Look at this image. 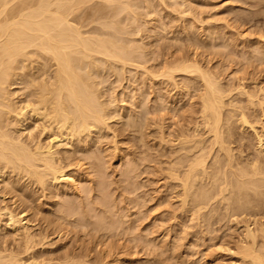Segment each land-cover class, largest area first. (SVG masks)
Listing matches in <instances>:
<instances>
[{"label": "bare ground", "instance_id": "6f19581e", "mask_svg": "<svg viewBox=\"0 0 264 264\" xmlns=\"http://www.w3.org/2000/svg\"><path fill=\"white\" fill-rule=\"evenodd\" d=\"M159 1L167 3L166 0ZM182 1L183 4H187V0ZM153 2L154 0H0V264H154L150 258L143 260L142 257L137 256V252H140L137 249L140 247V250L146 252L149 248L151 255V251L161 246H155V243L153 245L155 236L151 237L152 242L146 239L148 235L143 234L145 227L136 234L141 221L136 227L138 224L136 222L139 221L136 220L135 225V218H132V215L136 212L135 216H139L138 209L131 212V216L127 211L129 210L127 204H131V208L132 203L139 205L141 202V198L138 202V196L137 198L135 195L131 196L135 190L142 189L140 184H133L134 181L137 182L136 180H128L130 176L133 177L135 169L136 173L138 172L136 165L140 163L131 159L130 154L128 159L130 151L127 153L126 147L125 152L122 147L121 153L116 139H114L116 145L113 144V147L108 148L106 143L108 149L104 151L106 153L111 149L112 151L117 149L121 153L119 162L123 161V166L117 165L118 163L114 165L116 169L118 166L121 167V170L118 168L120 175L117 176H122L124 182L123 179L116 180L115 175L112 177L113 172L112 178L108 176V167L104 162L102 163L106 154H103V159L101 153L104 151L103 147H100L102 145L100 139L103 141V138H107L105 131L113 129V123L111 126L109 120L117 115L118 118L125 119L124 121L118 119L122 121L124 131L130 127L131 129L138 127L139 130L141 127L142 130L146 122L147 125L150 124V128L152 125L153 128L154 126L157 128V136L154 140L157 138L158 145H162L164 151L158 155L162 157L161 160L158 159V164L159 160L162 163L161 168L160 165L156 167L163 171L161 176L165 179L164 186H168V190L165 189L168 195L165 194V200L163 199L165 203L162 201V204L167 205L172 196L178 198L180 203L178 210L184 214L187 212L191 218L196 217L195 227L198 231L201 230L200 234L204 231L207 233L209 226L212 229L211 225L215 222L219 221L220 224V221L226 220L227 225V222L229 224L236 219L235 226L242 228V232L238 236L236 233L238 240L234 244L236 245L234 252L230 247L225 250L240 256V264H264V123H262L264 84L255 80L256 78L252 84L246 83L247 76L244 78L241 74L240 77L239 73L238 76L235 75L241 70L236 66L237 70H232L235 79L225 80L229 74L225 76L224 72H220L221 67H219V60H222L224 55L222 50L224 45L215 43L216 35L219 36V33L210 28H208L209 34L207 33L209 37L206 35L208 43L206 40L207 44H204L208 46L205 54L204 50L202 53L196 50L184 52V49L180 50L179 47L181 53L175 51L176 49H170L169 53L165 51L160 55L161 60L156 61L158 65L154 64V57L149 55L145 42L138 43L139 41L135 39L143 30L141 26L152 27L153 24L149 22L155 19L153 17L149 22H142L143 15L138 12L139 9L145 10L146 16L149 17L152 13L161 10ZM173 3L178 5L173 9L174 11L180 15L186 13L192 16L194 6L180 10L183 4L181 5L179 1L180 6L177 0H173ZM188 3L191 5L190 2ZM192 21L189 28L193 30L195 25ZM154 26L153 33L163 38L164 25L162 28L160 25L157 28ZM189 37L187 36V39ZM249 40L251 46V39ZM243 41L245 48L247 39ZM260 43L252 44L250 48L253 47V51L251 49V52H248L249 57L245 52L242 54L239 51L241 57L245 53L247 56L244 57L248 63L257 62L258 65L264 63V46ZM235 45L234 43L233 47ZM240 45L242 42L239 43ZM228 57L233 56L229 54ZM216 58L219 64H216ZM230 67L233 66L228 68ZM140 71L146 79L145 88L146 86L147 88L144 89L143 84L139 90L132 87L133 90L136 89V93L129 92L130 96L131 94L134 96L130 97L131 103L130 101L127 103L128 100L126 102L129 93L127 96V93L121 94L119 90L118 96L120 94V97L124 98L117 100L116 88H121L120 84L124 82L121 77L122 79L131 77L129 82L131 84L134 79L140 80ZM108 72H111L109 75L116 76L115 81L120 80V84L113 88L115 93L111 84L110 89L108 88L109 93L103 90L104 84H107L111 78ZM127 73H130V76L127 77ZM235 80L237 81L234 82ZM115 81L110 82L115 83ZM17 83L23 85L22 99H17L15 90L10 88ZM121 85L124 88L122 90L125 91L123 83ZM174 89L172 93L171 90ZM191 89L196 93L193 94L194 97L191 96L194 93V91L191 93ZM183 90L184 95L181 94ZM147 91L150 92V96H147ZM185 96L187 101L190 99L189 102L192 98L196 99L194 103L192 100L195 107L189 112L192 113L188 115L189 118L183 120L184 124L175 127L177 128L175 131L166 124L171 122L172 118L177 120L180 112L182 115L188 114L185 108L187 105ZM181 97L184 98V102L181 101ZM122 100H125L124 104H128V107L122 104L124 108H120L119 103ZM149 102L155 105L151 106L153 110L148 108ZM179 102L180 104L182 102L181 106L184 105L183 103L186 104L184 112L181 111ZM129 104L132 105V111L129 114L127 112L126 115L124 110L131 109ZM169 104L174 106L171 108V105L166 112ZM177 104L180 106V112L176 117V112L179 110ZM191 104L187 105V108L190 109ZM133 105L136 108L133 109ZM118 107L123 108L124 113L120 112ZM159 107L167 113L164 116L168 117V121L161 117L163 121L156 122L155 117ZM161 110L158 116L164 114ZM150 114L154 115L151 117L153 121L150 119ZM148 115L152 121L150 123ZM176 123L177 121L173 124L171 122V126H175ZM179 123H182L181 118ZM147 125L145 128L149 127ZM248 131L252 132L256 142L252 151L251 140L254 139L247 137L245 133ZM112 132H116V125ZM151 133L148 137L152 135ZM141 139L143 140V136ZM94 145H98V151ZM60 146L65 148L60 149ZM154 148L156 152L158 149L156 144ZM113 154L117 156L116 153ZM155 154L157 157V153ZM155 154L153 152V155ZM149 157L151 159V156ZM113 158L115 157H111ZM139 159L142 162L144 160L142 156ZM150 159L149 161H152ZM109 162L111 164V161ZM110 164L109 167L113 166ZM113 171L116 173L115 168ZM117 191L120 198L114 193ZM141 203L143 205V202ZM166 205L165 208L168 210ZM141 210L138 211L140 215ZM174 211L176 213L177 210ZM176 217L174 214V219ZM240 217H244L243 224L239 221ZM184 218L188 219L187 215ZM180 221L178 220V226L175 227H179L180 223L186 227L184 224L186 221L184 223ZM198 221L199 226H197ZM187 225L189 226L188 223ZM181 227L178 229L180 230ZM186 228L180 231L183 232L185 229L187 232ZM173 232L177 238L178 231L173 230ZM70 233L74 236L71 242L76 238V244L74 241L71 248H67L65 242L61 248L53 246L56 243L53 237L61 240ZM130 234H133L132 238ZM123 236H127L128 242L122 245ZM136 236H139L137 238H140V242L138 243L136 239L137 244L132 245L133 251L123 250L125 246L131 247L129 242ZM165 237L169 238L167 235ZM179 240L175 239L183 243L182 239ZM160 243L162 245V242ZM172 244L174 247V243ZM190 244L192 243H188L189 247ZM165 245L164 247H168L169 243ZM170 246L168 251H171ZM62 248L63 250H60ZM135 248L137 249L134 250ZM161 248V253L166 256L164 252L167 254V251L163 252ZM176 248L177 246L174 248L175 251L172 249V255L174 253L176 255ZM178 249L180 250L179 247ZM196 252L194 256L197 258ZM188 254L193 256L192 252L188 251ZM168 255L159 259L156 254L157 261L160 264H185V262L187 264L186 260L183 261L184 258L179 259V255L172 257ZM206 255L210 254L206 253ZM156 257L152 258L155 259V264ZM170 259L173 260L172 263L169 262Z\"/></svg>", "mask_w": 264, "mask_h": 264}, {"label": "rangeland", "instance_id": "374dc122", "mask_svg": "<svg viewBox=\"0 0 264 264\" xmlns=\"http://www.w3.org/2000/svg\"><path fill=\"white\" fill-rule=\"evenodd\" d=\"M158 1V2H157ZM178 1V4L180 5V3H181V1L182 0H177ZM179 1H180V3H179ZM154 2H155V4H157V6H158V8L159 9H161L160 11H158V13L157 12H154V13H152V15H150V17L149 16H146V12H145V10H141V9H139V11L138 12H140V14H141V16L143 17V19L141 20L142 22H144V21H146V22H149V20H151V18H155V19H153L152 21H150L149 22V24L150 23H152L153 25H152V27L154 26V27H158L159 25H160V28H162V26H163V28L165 29H163V34H164V37L163 38H161V35H158V36H156V34H154L153 32V30H152V27H151V25H143V26H141L142 27V31L140 32V34L138 35V36H136V40L137 41H139L138 43H140V42H142V43H144L145 42V44L144 45H146V49H147V51H148V53H150L149 55L151 56V57H154V59H153V63L155 64H157V60H158V62L161 60V57L162 56H160L161 55V53L163 54V53H165V51H166V53H169V50L171 49V50H174V49H176L175 51H178L179 53H181L180 51H179V49L180 50H183L184 52L186 51V52H188V51H190V52H193L192 50H196L197 52L198 51H201L200 53H202L203 52V50H204V54H205V52H206V49H207V47L208 46H205L204 44H207L208 43V39H206L207 38V36L209 37V35H207V33H208V28H210L211 30H215L216 32H217V34L219 35V36H217L216 35V38H215V43H217V44H219V45H221V46H223L222 47V50H223V54L224 55H222V60H223V62H222V60H219L220 61V64H219V61H218V58H216L215 60L218 62H216V64H219L220 66L219 67H221L220 68V72H224L223 74L225 75V76H227L228 74L230 75V73H231V75H230V77H229V75L227 76V77H225V80H227V81H233V78L235 79V76H232L233 74H232V70H234L235 69V66H236V68H241V70H242V72H241V70H240V72H236L237 74H235V75H237L238 76V73L240 74L239 76L241 77V74H242V77H244V78H246V76H247V78L248 79H246V83H248V84H250V82H251V84H252V82H253V80L255 79V80H257L258 82L260 81L262 84H264V63H261V64H257V62L254 64V62L252 63V62H250V63H252V64H250V63H248L247 61H246V56L247 55H245V53L246 54H248V56L247 57H249V53L248 52H251V49L253 48H250L251 46H252V44L255 42V44H257V43H260V41H261V43H260V45L262 46V44H263V46H264V0H187V4H183V1H182V3H181V5L183 4V6H181L180 7V10H182V9H184V8H187V6H191V7H193L194 6V8H193V11H195L194 13H193V11H192V16H190V15H188V14H182V15H180V13H178V12H176V11H174L173 9L175 8V7H177L176 5H175V3H173V0H166L165 2H167V3H161V1H159V0H154ZM154 2H153V4H154ZM188 2H190L191 3V5L188 3ZM259 4H258V3ZM160 3H161V5H160ZM173 3V4H172ZM194 3V4H193ZM154 4V5H155ZM201 5V6H200ZM167 6V7H166ZM186 6V7H185ZM164 7V8H163ZM143 12H145V14L143 13ZM187 12H188V9H187ZM189 12H191V10H190V8H189ZM195 14V15H194ZM198 14H200V15H198ZM154 15V16H153ZM184 17V20H182V18ZM198 17V18H197ZM206 19V20H205ZM148 20V21H147ZM193 20V21H192ZM199 20V21H198ZM189 21V22H188ZM191 21H192V23L195 25V27H194V29L192 30V28H189V26H190V24H191ZM201 21H202V23H201ZM196 24H195V23ZM155 23V24H154ZM163 23V24H162ZM187 25V26H185V24ZM188 23H189V25H188ZM148 24V23H147ZM230 24H231V26H230ZM208 25V26H207ZM211 25V26H210ZM228 25V26H227ZM151 28H150V27ZM185 26V27H184ZM230 26V27H229ZM198 27H199V29H198ZM200 27H201V29H200ZM147 28V29H146ZM186 28H187V31H186ZM197 28V29H196ZM189 29H191V30H189ZM146 30V31H145ZM167 30V31H166ZM188 30H189V33L187 34V32H188ZM202 30V31H201ZM202 33V34H201ZM204 33V34H203ZM220 33H222V34H220ZM240 33V34H239ZM209 34V33H208ZM166 35V36H165ZM192 35V36H191ZM207 35V36H206ZM222 35V37H220ZM226 35V36H225ZM240 35H242V36H240ZM260 35H261V37H260ZM152 36V37H151ZM160 36V37H159ZM172 36H174V37H172ZM177 36V37H176ZM187 36H190L189 37V39H187ZM223 36H224V38H223ZM250 36V37H249ZM258 36L260 37V38H258ZM263 36V37H262ZM176 37V38H175ZM217 37H219V39L217 40ZM247 37V38H246ZM172 38L174 39V40H172ZM178 38V39H177ZM157 39H159V40H157ZM176 39V40H175ZM192 39V41H189V40H191ZM233 39H235L236 40V42H235V40H233ZM247 39V41H246V43H247V51H246V47L244 48L243 47V44H244V41L243 40H246ZM249 39H251V46H250V40ZM253 39H255V40H253ZM256 39H259V41H256ZM141 40V41H140ZM207 40V43H205V41ZM226 40V41H225ZM229 40V41H228ZM231 40H233V41H231ZM253 40V41H252ZM156 41V42H155ZM199 41V42H198ZM173 42V43H172ZM189 42L191 43V44H189ZM222 42H224V43H222ZM236 44L235 46H239V43L241 44V42H242V45H240L238 48L236 47V49H235V46L233 47V44L234 43ZM263 42V43H262ZM183 43V44H182ZM200 43H201V45H200ZM226 43H227V45H226ZM231 43V44H230ZM238 43V44H237ZM249 43V44H248ZM186 44V45H185ZM189 44V45H188ZM198 44V45H197ZM223 44V45H222ZM143 45V46H144ZM156 45L158 46L157 48H156ZM193 46V48H192V46ZM203 45V47H201ZM228 45L229 46H231V47H233V48H231V47H228ZM246 45V44H245ZM244 45V46H245ZM254 45V44H253ZM177 46V47H176ZM189 46H191V47H189ZM197 46H198V48H197ZM206 48H205V47ZM170 47V48H169ZM171 47H173V49L171 48ZM180 47V48H179ZM188 47V48H187ZM226 47V48H225ZM148 48H150V49H148ZM169 48V49H168ZM179 48V49H178ZM187 48V49H186ZM224 48H225V50H226V52H225V50H224ZM242 48H243V50H242ZM221 49V48H220ZM232 49V50H231ZM239 49V50H238ZM242 50V52H241V50ZM245 49V50H244ZM167 50H168V52H167ZM170 50V51H171ZM239 51H240V53H242L243 54V52H245L244 53V55H243V57H241L242 56V54L240 55V53H239ZM252 51H253V49H252ZM234 52H236V54L234 53ZM237 52H238V54H237ZM154 55H153V54ZM178 53V54H179ZM228 53V54H227ZM175 54H176V52H175ZM227 54V55H226ZM229 54H230V56L232 55L233 57H231L232 58V60H231V58L230 57H228L229 56ZM160 56V58H159V56ZM237 56V57H236ZM245 56V57H244ZM155 57H156V60H155ZM236 57V58H235ZM228 59H230V60H228ZM233 59H235V61H233ZM237 59V60H236ZM238 59H239V62H238ZM243 59V60H242ZM155 61V62H154ZM229 61H233L232 62V64H230L229 63ZM235 62V63H234ZM236 62H237V64H236ZM243 62V63H242ZM229 63V64H228ZM240 63V64H239ZM243 64V65H242ZM247 64V65H246ZM158 65V64H157ZM222 65V66H221ZM226 65V66H225ZM233 66V67H230V68H228L229 66ZM246 66L245 68L244 67H242V66ZM256 65L258 66V67H256ZM156 66V65H155ZM238 66V67H237ZM241 66V67H240ZM253 66V67H252ZM247 69V70H246ZM255 69H257V70H255ZM259 69V70H258ZM237 69H235L234 71H236ZM141 71H143L144 72V70H141ZM141 71H140V75H139V79L140 80H135L134 79V81H133V83L131 82V84L129 83L130 81H131V77L129 78V79H122V77H121V80L122 81H124V82H121V84L123 83V86H125V91L124 90H122V85L120 84V80H119V82H117V81H115L116 80V76L115 75H109V73L111 74V72H108V75H109V78H110V76H111V78H110V80H108L107 81V84H104V87H103V90L105 91V92H107V93H109L108 92V88L110 89V84H111V87H112V89L114 88V87H116V85L118 86L119 84H120V86H121V88H119L118 87V89L116 88V95L115 96H117V100H118V98H119V100H120V98L122 97V99L124 98L123 96H121L120 97V94H119V96H118V94H117V92H119V90H120V93L122 94V92H124L127 96H128V93L129 92H131L132 93V91H133V94H134V92L136 93V89L135 90H133L132 89V87L133 88H137L138 90H139V88L141 87V84H143L144 85V87H143V85H142V87L144 88V89H146L147 88V86H146V88H145V85H146V79H145V77L144 76H142L141 75ZM225 71H226V73H225ZM228 71V72H227ZM244 71V72H243ZM142 72V73H143ZM246 72V73H245ZM247 72H248V74H247ZM250 72V73H249ZM107 73V72H106ZM106 73H105V75H106ZM258 73V74H257ZM251 74V75H250ZM107 75V76H108ZM128 75L130 76V73L128 74L127 73V77H128ZM245 75V76H244ZM249 75H250V77H249ZM232 76V77H231ZM137 77V76H136ZM263 79H262V78ZM142 78H143V80H144V82H143V80H142ZM230 78V79H229ZM178 79L180 80V82H181V79H180V77H178ZM261 79V80H260ZM127 80V81H126ZM112 81H115V83L113 84V83H111ZM136 81H138V82H136ZM237 80H235L234 82H236ZM117 82V83H116ZM106 83V82H105ZM183 83V82H182ZM181 83V84H182ZM233 83V82H232ZM125 84V85H124ZM113 85V86H112ZM131 85V86H130ZM105 86H106V88H105ZM108 86V87H107ZM127 86H130V88L128 87L127 88ZM12 90H15V96H16V98L17 99H22L23 97H24V89H23V85L22 84H14V85H12L11 87H10ZM22 88V89H21ZM126 88H127V90L128 89H131V91L130 90H126ZM173 87H171V89H172ZM115 89V88H114ZM113 89V90H114ZM124 89V88H123ZM157 89V88H156ZM18 90L20 91V92H18ZM110 91V90H109ZM173 91H175V89L174 90H171V92L173 93ZM191 91V93H192V91H194L193 89H191L190 90ZM16 92L18 93V94H16ZM111 92V91H110ZM170 92V96H171V93ZM23 93V94H22ZM114 93H115V90H114ZM190 93V94H191ZM133 94H131V96H130V93H129V96H128V98H127V96L125 95V97L127 98L126 99V102H127V100H128V102L127 103H129V101H130V103H131V98L132 97H134L133 96ZM150 94V92L149 91H147V96ZM181 94H183L184 95V90H183V92L181 93ZM193 94L195 95L196 93H195V91H194V93H192L191 94V96H193ZM150 96V95H149ZM164 96L166 97V95L164 94ZM131 97V98H130ZM194 97V96H193ZM134 99V98H133ZM184 98H182L181 97V101L183 100ZM185 103H187V105H190L191 103H192V100H193V103L194 102H196V99L194 98H192V100L189 102V100L187 101V98H186V96H185ZM153 102H154V99L152 100ZM151 101V102H152ZM179 101H180V98H179ZM117 102H120V101H117ZM122 102V103H121ZM120 103H119V105H120V108L121 107H123V105L122 104H124L125 103V100H122ZM182 102H184V100L182 101ZM182 102H181V104H182ZM190 104H189V103ZM185 103H183L184 105H186ZM191 104L192 106L190 107V109L189 108H187V105H186V109H187V111H188V114H186L187 116H185V114L183 113V115H182V112H180V106H181V104H180V102H179V104H180V106L177 104V107H178V111L176 112V114L177 115H175L176 117L179 115V112H180V116L179 117H177V120H176V118H172V119H170V121L172 122V124H173V122H175V121H177V123H179L180 122V118H181V121H182V123H179V125L176 123V125L175 126H171V122H167L168 121V117L167 116H164L165 115V113L166 112H168V110L170 109V106L172 105V104H169V105H167V108H166V112L164 113V110H161L162 108L161 107H159V111H158V113L160 114V110L161 111H163V113L164 114H162L161 113V115L160 116H158V113H156V115H157V117H155V119H156V122L157 123H159V121L161 122V121H163V120H167L166 122H167V124L166 125H168V126H170L171 128H172V130H177V128L179 127V126H181V124H184L183 122L185 121V119H188L189 117H188V115L190 114L189 112H191L193 109H194V104ZM117 104V103H116ZM156 104V103H155ZM118 104H117V106H119ZM127 105V106H126ZM124 104V107H128V104ZM149 109L151 108V106L153 105V107L155 106L153 103L151 104L150 102H149ZM184 105H182L181 106V111H185V110H183L184 109ZM129 106L131 107V109L130 110H127L126 108V110H124L125 111V114L127 115V112H128V114H129V112L130 111H132V105H130L129 104ZM174 106V104L171 106V108ZM123 107V108H124ZM134 105H133V109H134ZM123 108L122 109H119V107L117 108V109H119V111L120 112H122V113H124L123 112ZM136 108V107H135ZM152 110H153V108H151ZM189 109V110H188ZM186 111V112H187ZM261 110H259V112H260ZM167 114V113H166ZM192 114V113H191ZM190 114V115H191ZM164 117H163V116ZM181 115H182V117H181ZM154 116V115H153ZM151 114H150V119L152 120V118L151 117H153ZM183 116H184V118H183ZM159 117V120L157 121V118ZM161 117L163 118V120L161 119ZM166 117V118H165ZM188 117V118H187ZM115 118H117V121H115ZM183 118V119H182ZM114 119V120H113ZM113 119H111V120H109V124L112 126V123H113V129H111V130H106L105 131V136H107V138H103V141H101V139H100V144H102L100 147L102 148L103 147V151H104V149L106 150V148H107V145H108V148H111V146L113 147V144L114 145H116V142H117V145H118V147L120 146V148L118 149V150H120L121 149V153L123 152L122 151V149L124 148V152H125V150H126V148H127V150H126V152L128 153L129 151V153H128V159H130V156H131V159H133L135 162H139L140 164L137 166L136 165V167H137V173L139 174H137L136 173V169H135V173L137 174V176L135 175V173H134V175H135V177H134V175H133V173H132V175H133V177L132 176H130L129 178H128V180L130 181H134V180H136L137 182H135L134 181V183L133 184H140V187L142 188V189H137V190H135L134 191V194H133V192L131 193L132 195L131 196H134L135 195V197L137 198V196H138V202H140L139 200H140V198H141V202H143V205H142V203L140 202V204L139 205H137V204H133L132 203V206H131V208H130V205L131 204H127V206H129L128 207V209L129 210H127V211H129L130 212V214H129V212L127 213V214H129L130 216L132 215L131 214V212L133 213V212H135V211H137V209H138V211L140 212V210L142 209V208H144V209H142L141 211H142V213H141V215L139 214V212L137 211V215H139V216H135L136 215V212H135V214H133L132 215V218H135V220H134V224H135V222H136V220H138L139 222H136V223H138L137 224V226L136 227H138V225H140L141 224V226H140V228L138 227V230H137V228H135L137 231H136V234H137V232H139L140 231V229H141V231H142V229L145 227L146 228V226H148L146 229L144 228V231H145V233H144V231H143V234L144 235H148L147 236V240H151L152 238L151 237H153V236H155V237H153V238H155L154 240L156 241H153L152 242V240H151V242L153 243V245H154V243H155V246H157V245H159V246H161V247H163L164 249H162L161 247V249H162V251L164 252V250L165 251H167V254H166V252H164V254L166 255V256H164L163 255V253H161V251H160V248H156V247H154V248H156V249H154L155 251L157 250V249H159V251L157 250L156 251V253H155V251H154V253H153V251H151L152 252V254L151 255H149L150 254V252H149V246L148 247H146V248H148V251L146 250V252H144L143 250H140L141 248L140 247H138V249L137 248H135L134 250H136L137 249V251L139 250L140 252H137V251H135V252H137L138 253V255L137 256H140V257H142L143 258V260H145V259H147V260H150L151 259V261L152 262H154V264H155V259L153 260L152 258H153V256L154 257H156V254H157V257L159 256V259H163V258H165V257H167V255L169 254V255H171V257L172 256H174L175 255V253L172 255L171 254V251H172V249H174L175 248V246H177V248H176V255L175 256H177V255H179L180 256V260L182 259V258H184L183 259V261L185 262V260L187 261V264H218L219 262H220V264H240V262H241V260H239V257L240 256H238L237 254L235 255V253H233L234 252V249H235V246H234V244L235 243H237L236 241L238 240V234H240L241 232H242V228L240 229V228H237L235 225L237 224V221H236V219H233L232 221H230L229 222V224H228V222H227V225H228V227H227V225H226V220H225V222L224 221H220V224H219V221L218 222H215V224H213V225H215V226H213V225H211L212 226V229H210V226H209V229L207 230V233L204 231L203 233H205V234H203V233H201L200 234V232H201V230L200 231H198V229L195 227L196 226V224H195V222H196V217L195 216H193L194 217V219H193V217L191 218L190 217V215L189 214H187V212L184 214V212H182L181 210H178V209H180L179 208V205H180V203H179V200H177L176 198H175V196H172L171 197V199L169 198V202H167V205L166 204H164L165 203V201H163V199H164V197H165V194H167L168 195V186H164V185H166V184H164L165 183V179L162 177L163 176V174H162V170H160V168H161V165H162V163H161V159H162V157L161 156H159L158 157V155H160V152L161 151H164L163 150V148L161 147L162 145H158V140H157V138H156V140H154L155 139V137L157 136V134H156V131H157V128L154 126V128H153V125L151 126V128H150V124H148L147 125V122L145 123V125L143 126L144 128L142 129L143 130V132H142V130H141V127H140V130H139V128L138 127H135V128H133V129H131V127L129 128V129H126L125 131H124V128H122V121H124L125 119H124V117L123 118H121V117H119L118 118V115L117 116H115ZM121 120V119H123L122 121H119V120ZM148 119H149V115H148ZM149 119V120H150ZM148 121L149 123L150 122H152V121ZM184 120V121H183ZM262 123H264V117H262ZM112 121V122H111ZM115 121V122H114ZM116 123V124H115ZM26 124V123H25ZM116 125V132L114 133V132H112V130H114V127H115V125ZM170 124V125H169ZM119 125H121V127H119ZM149 126L147 129L145 128V126ZM175 127H177V128H175ZM137 128H138V131H137ZM145 129V130H144ZM149 130V131H148ZM175 130V131H176ZM129 131V132H128ZM145 131V132H144ZM153 131H154V134H153ZM251 131V130H250ZM121 132V133H120ZM124 132H126V133H124ZM139 132V133H138ZM152 132V133H151ZM145 133H146V135H145ZM149 133H151L150 135V137H148L149 136ZM248 133H249V135H248ZM248 133H245L246 135H247V137L248 136H250V138H252L253 136H252V132H249L248 131ZM119 134V135H118ZM125 134V135H124ZM142 134H144V135H142ZM148 134V135H147ZM116 135H117V137H116ZM121 135V136H120ZM127 135V136H126ZM143 136V140L141 139L140 140V138ZM153 136V137H152ZM108 137H109V139H108ZM145 137V138H144ZM150 138V140H148ZM249 138V137H248ZM107 139V140H106ZM114 139H116V142H115V140ZM122 139V140H121ZM252 139H254V140H251V142H252V144H251V146H253V148L252 149H250L251 151L252 150H254V143H256L255 142V138L253 137ZM120 140V141H119ZM111 141V142H110ZM102 142V143H101ZM115 142V143H114ZM129 144H128V143ZM106 143H107V145H106ZM122 143V144H121ZM152 143H153V145H152ZM157 145V148L158 149H156V152H155V148H156V146H155V148H154V145L155 144ZM99 144V143H98ZM121 144V145H120ZM151 144V145H150ZM144 145V146H143ZM145 145H147V146H145ZM94 147L97 149V147H98V145H94ZM93 147V149H95ZM123 147V148H122ZM126 147V148H125ZM152 147H153V151H152ZM63 148H65V147H63V146H60V149H63ZM100 148V150H99V152L100 151H102V149ZM107 148V149H108ZM116 148H117V146H116ZM160 148H161V150H160ZM98 149H99V147H98ZM98 149L96 150V151H98ZM130 149V150H129ZM150 149H151V151H150ZM110 150V149H109ZM117 150V149H116ZM116 150H113L112 151V149H111V151L113 152V153H116V155L117 156H115V154H113L111 151H106V153H105V151L104 152H100L101 153V155H102V158L104 157V155L103 154H106V156L104 157L105 158V160L107 159V163L105 162V160H103L102 161V163L104 162L106 165V167H108L107 168V170L110 172V174H109V172H108V176L110 175V177H111V174H112V172L114 173V174H112V177L115 175V176H117V175H120V170H121V167L123 166V161H121V162H119V157L121 156V153H119L118 152V150H117V152H116ZM159 152H158V151ZM115 151V152H114ZM111 152V153H110ZM133 152V153H132ZM136 152V153H135ZM149 152H151L150 154H148ZM153 152H154V154L155 153H157V157H156V154L155 155H153ZM247 151H245V153H246ZM109 153V154H108ZM163 153V152H162ZM162 153H161V155H162ZM108 154V155H107ZM111 154H113V155H111ZM118 154H119V156H118ZM129 154H130V156H129ZM138 154V155H137ZM136 155V156H135ZM143 155H147V156H144L143 157ZM140 156H142V158H144V160H143V162L142 161H140ZM149 156H151V159H150V157ZM111 157H115V158H113V159H111ZM118 157V158H117ZM137 157H139L138 159H136ZM148 157V158H147ZM103 158V159H104ZM135 158V159H134ZM153 158V159H152ZM161 158V159H160ZM109 159H111V160H109ZM149 159L150 160H152V161H149ZM157 159V161H155ZM158 159H160L159 160V164H158ZM116 160H117V162H116ZM126 160H127V157H126ZM109 161H111V164H110V162ZM115 161V162H114ZM117 165H120V166H118V168H120V170H118V168L116 169V167H115V165L116 164ZM161 163V164H160ZM108 164H110V165H113L114 166V168H115V170H116V173H115V171H113L114 170V168H113V166H110L109 167V165ZM115 164V165H114ZM142 164V165H141ZM141 165V167H139ZM159 165H160V168H158L159 167ZM156 166H158V167H156ZM150 167V168H149ZM154 167H155V169H154ZM74 168V167H73ZM72 168V169H73ZM139 168H140V170H139ZM113 169V170H112ZM162 171V172H161ZM117 172H119V174H117ZM162 175V176H161ZM114 176V178L117 180V178H118V180L119 181H122V179H123V182H124V178H122L121 179V177H115ZM160 176V177H159ZM111 177V178H112ZM162 177V178H161ZM139 178V179H138ZM164 179V180H163ZM140 180V181H139ZM142 181V182H141ZM145 182V183H144ZM165 189H167L166 191H165ZM163 191V192H162ZM147 194H145V193ZM115 194H118L119 193V191H117V192H114ZM159 193V194H158ZM164 193V194H163ZM137 194V195H136ZM128 195V194H127ZM130 195V194H129ZM128 195V196H129ZM150 195V196H149ZM164 195V196H163ZM173 195H175V194H173ZM144 197V198H143ZM146 197V198H145ZM150 197V198H149ZM118 198H120V194H118ZM152 198V199H151ZM159 198V199H158ZM162 198V199H161ZM42 199V198H41ZM143 199V200H142ZM151 201H150V200ZM158 200H160V202L158 201ZM165 200V199H164ZM172 200V201H171ZM146 201V202H145ZM162 201L164 202L163 204H162ZM171 201V202H170ZM158 203H159V205H160V203L162 204V205H164V206H162V205H158ZM177 203V204H176ZM155 204H157V205H155ZM170 204H172V205H170ZM134 205L136 206V207H134ZM141 205H142V208H140L141 207ZM165 205L168 207L167 209L168 210H166V208H165ZM137 206H139V207H137ZM136 208V209H135ZM139 208H140V210H139ZM170 208V209H169ZM131 210V211H130ZM146 210V211H145ZM166 210V211H165ZM174 210H177L176 211V213H174L175 211ZM170 211V212H169ZM147 213V214H146ZM161 213H163L162 215H161ZM174 214H175V219H174ZM187 215V217H188V219L187 218H184L185 216ZM129 216V217H130ZM134 216V217H133ZM172 216V217H171ZM136 217H138V219H136ZM144 217V218H143ZM181 217H182V219H181ZM192 219V221L190 220V218ZM131 218V219H132ZM143 218V219H142ZM178 218V219H177ZM183 218H184V220H183ZM241 218V219H240ZM238 220L240 221V223H244V217H240ZM140 219V220H139ZM171 219V220H170ZM187 219V220H186ZM143 220V221H142ZM162 220V221H161ZM167 220V221H166ZM178 220L180 221V222H182V223H184V221H186V223H184L185 225H186V227H184L183 226V224H181L180 223V226H182L181 228H180V230L181 229H183V228H186L187 229V232H185V229H184V231L183 232H181L178 228L180 227H175V225L176 226H178V224L177 223H179L178 222ZM243 220V221H242ZM140 221H141V223H140ZM155 221H156V223H155ZM158 222V223H157ZM191 222V223H190ZM140 223V224H139ZM162 223V224H161ZM187 223L189 224V226L187 225ZM155 224V225H154ZM170 224V225H169ZM221 224H222V226H221ZM136 225V224H135ZM165 226V227H164ZM197 226H199V221H198V225ZM172 229H171V228ZM206 227V226H205ZM215 227V229L213 230V228ZM160 228V229H159ZM174 228V229H173ZM204 228V227H203ZM219 228H221V230H219ZM227 228V229H226ZM81 229V228H80ZM169 229H170V231H169ZM189 229V230H188ZM205 230H206V228H204ZM239 229V230H238ZM173 230L176 232V231H178L177 232V234L176 235H178V237L177 238H175L176 236H175V233L173 232ZM219 230V231H218ZM233 230V231H232ZM140 231V232H141ZM147 231H149V232H147ZM155 231V232H154ZM157 231V232H156ZM210 231V232H209ZM236 231V232H235ZM167 232H168V234H167ZM173 232V233H172ZM191 234H190V233ZM197 232V233H196ZM198 232H199V234H198ZM211 232H212V234H211ZM155 233V234H154ZM166 233V234H165ZM179 233V234H178ZM183 233V234H182ZM236 233H237V236H236ZM228 234V235H227ZM70 235V236H69ZM66 238H67V240H65L66 238H64V239H59L58 237L56 238H54L53 237V240L56 242L55 243V245L53 244V246H55V248H57V247H62L65 243H66V247L68 248H71V244H73L74 243V241L76 240V238L73 240V242H71L72 240L71 239H73L74 238V236H73V233H70ZM80 235H82V234H80ZM167 235V237H169L168 239L165 237V236ZM199 236V237H197V236ZM131 236H133V234H130V237ZM150 236V237H149ZM194 236H196V237H194ZM72 237V238H71ZM124 238L121 240V242H123L122 243V245L124 244V243H127L128 241H127V236H123ZM137 237H139V236H136V237H134V240L132 239L130 242H129V247H130V245H131V247H132V245H136L137 243H136V239H137V242L139 241L140 242V238L138 239ZM149 237V238H148ZM161 237H163V238H161ZM165 237V238H164ZM204 239H203V238ZM215 237V238H214ZM132 238V237H131ZM158 238V239H157ZM179 238L180 239H182V241H183V243L182 242H178V241H175V239L177 240H179ZM184 238V239H183ZM221 238V239H220ZM236 238V239H235ZM59 239V240H58ZM69 239V240H68ZM157 239V240H156ZM162 239V240H161ZM171 239V240H170ZM193 239V240H192ZM201 239V240H200ZM165 240H166V245H165ZM168 240V241H167ZM170 240V241H169ZM197 240V241H196ZM200 240V241H199ZM60 241V242H59ZM61 241H63V242H61ZM69 241V242H68ZM126 241V242H125ZM178 243L177 245H176V243ZM180 241V240H179ZM192 243V245L190 244V247L188 246V243ZM199 241V242H198ZM229 241V242H228ZM58 242V243H57ZM65 242V243H64ZM138 242V243H139ZM159 244H158V243ZM160 242H162V245H161V243ZM174 243V247H173V244L172 243ZM157 243V244H156ZM168 243H169V246L170 245H172V246H170V248H171V251H168V250H170L168 247H164V245L165 246H167L168 245ZM171 243V244H170ZM62 244V245H61ZM67 244H68V246H67ZM75 244H76V241H75ZM74 244V245H75ZM181 245V247H182V249H181V247H180V245ZM186 246H185V245ZM194 244V245H193ZM197 245V246H196ZM231 245V246H230ZM158 246V247H159ZM128 248L127 246H125V248H122L123 250L125 249V251H127V252H129L128 251V249H130V251H133V247L132 248ZM178 247L180 248V250L178 249ZM192 247H194V248H192ZM233 248V252L232 251H228V250H225L226 248ZM152 248V247H151ZM168 248V249H167ZM190 248V249H189ZM227 248V249H228ZM167 249V250H166ZM186 249V250H185ZM60 250H63V248L62 249H60ZM152 250V249H151ZM196 250H197V252H196ZM143 251V252H142ZM173 251H175V249L173 250ZM187 251V252H186ZM188 251H189V253H193V256H192V254H188ZM202 253H201V252ZM215 251V252H214ZM159 252H160V254L162 255H159ZM195 252L196 253H198V254H196L197 255V258L194 256L195 255ZM137 253H135L134 254V256H136V254ZM144 253H146V254H144ZM179 253V254H178ZM201 253V254H200ZM206 253L207 254H210V255H206ZM141 254V255H140ZM187 254V255H186ZM143 255V256H142ZM168 255V256H169ZM184 255H186V256H184ZM204 255V256H203ZM205 255H206V257H205ZM133 256V255H132ZM164 256V257H163ZM178 256V257H179ZM182 256H184V257H182ZM187 256H188V259H186L187 258ZM190 256V257H189ZM203 256V257H202ZM157 257H156V264H160L159 263V261H157ZM200 257H201V259H200ZM150 258V259H149ZM189 258H191V259H189ZM197 259L199 260V261H197ZM218 260V261H217ZM216 261L218 262V263H216ZM169 262H173V260L171 261V259L169 260ZM185 264H186V262H185Z\"/></svg>", "mask_w": 264, "mask_h": 264}]
</instances>
